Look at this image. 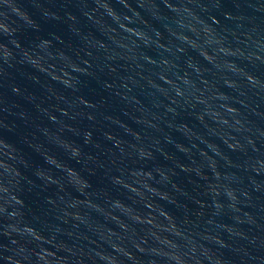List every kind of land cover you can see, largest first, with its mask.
Returning a JSON list of instances; mask_svg holds the SVG:
<instances>
[{"label":"water","instance_id":"95a60500","mask_svg":"<svg viewBox=\"0 0 264 264\" xmlns=\"http://www.w3.org/2000/svg\"><path fill=\"white\" fill-rule=\"evenodd\" d=\"M95 3L44 20L49 0H0L19 50L0 39V264L9 223L42 242L41 264H261L264 0ZM65 113L95 145L70 187L37 135Z\"/></svg>","mask_w":264,"mask_h":264},{"label":"clouds","instance_id":"9594fccd","mask_svg":"<svg viewBox=\"0 0 264 264\" xmlns=\"http://www.w3.org/2000/svg\"><path fill=\"white\" fill-rule=\"evenodd\" d=\"M49 4L52 6L48 7L46 11L41 12L38 18L47 20L50 18L51 11L55 10L58 6H63L60 4V0H49ZM82 6L85 7L87 11L92 12L93 15H99L103 11V8L97 5L95 0H82ZM113 6L119 7V4L114 2ZM10 8L11 5L6 2L3 10L5 13H8ZM0 39L8 44V47L12 49L14 54L17 56L19 55V50L8 43V35H4L0 37ZM179 98L182 100V97ZM87 107L91 106L89 105ZM4 108L6 111H15L14 105L9 108L7 103H4ZM65 116L66 120L63 123L56 121L52 123L51 126L38 128L37 135L48 154L59 162L58 164H49L48 161L41 156V165L50 169L51 174L63 182L66 187H70L68 183V170L75 169L82 172L85 159V156L82 155V153L93 149L95 145L92 140L93 130L91 128L85 129L82 124L75 121L73 116L68 113H65ZM81 119L88 122H94L95 113H86ZM177 120H179V117H177ZM11 123L12 121L5 120V135L11 133L12 129L8 127ZM45 127H47V131H45ZM137 140L139 141V138H137ZM59 141H65L66 143H60ZM60 165H63V167ZM137 166L138 165L129 164L128 170L124 173H121L120 171L113 172L109 178V182L115 189L119 190L122 186L116 183L117 178H126L130 174V169ZM209 196H211V193H209ZM209 203H212L214 208L217 201L213 198L211 200L209 199L208 204ZM224 206V201L220 199V207L218 209H223ZM27 227L28 226L23 223H16L14 228L11 223L5 226L7 232H15L18 238V242L5 243L4 252L6 255L10 256V260H6V264H41V254L43 249L40 248L39 245L42 242H30L27 239L29 235L26 232ZM261 264H264V258H261Z\"/></svg>","mask_w":264,"mask_h":264}]
</instances>
